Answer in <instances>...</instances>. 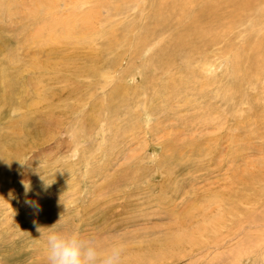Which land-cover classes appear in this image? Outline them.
<instances>
[{
  "label": "rangeland",
  "instance_id": "rangeland-1",
  "mask_svg": "<svg viewBox=\"0 0 264 264\" xmlns=\"http://www.w3.org/2000/svg\"><path fill=\"white\" fill-rule=\"evenodd\" d=\"M35 4L0 0V264L60 217L122 264H264V0Z\"/></svg>",
  "mask_w": 264,
  "mask_h": 264
},
{
  "label": "clouds",
  "instance_id": "clouds-1",
  "mask_svg": "<svg viewBox=\"0 0 264 264\" xmlns=\"http://www.w3.org/2000/svg\"><path fill=\"white\" fill-rule=\"evenodd\" d=\"M60 220L61 217L53 225L37 229L46 264H122L127 247L124 240L117 239L106 246L99 233L57 228Z\"/></svg>",
  "mask_w": 264,
  "mask_h": 264
},
{
  "label": "bare ground",
  "instance_id": "bare-ground-1",
  "mask_svg": "<svg viewBox=\"0 0 264 264\" xmlns=\"http://www.w3.org/2000/svg\"><path fill=\"white\" fill-rule=\"evenodd\" d=\"M34 1H36V0H34ZM38 1H42V2H44L45 3V5L44 6H41V5H34V8L33 7H31L30 8V12H32L33 14L32 15H30V16H28V15H26V17L25 18H27L29 21L30 20H32L33 19V17L32 16H36V14H37V12H38V10L41 8V7H45L46 9H48V8H52L53 6H54V8H55V6H56V1L57 0H38ZM37 3V2H36ZM83 5V4H82ZM33 6V5H32ZM8 7V6H7ZM53 8V9H54ZM63 18H61V20H62ZM36 22V21H35ZM35 22H32L33 24H35L36 25V23ZM34 25V26H35ZM23 26V25H22ZM26 26V25H25ZM24 26V27H25ZM42 27L43 26H35L33 29L34 30H31V32H29V33H27V34H25L26 35V39L28 38V39H30L32 42H35L36 40L35 39H41V37H43V34H42ZM27 28V27H26ZM22 30H23V28H22ZM28 30V29H27ZM25 31H26V29H25ZM28 34H30V35H28ZM23 39V38H22ZM25 40V39H24ZM209 71H210V69H209ZM209 71H207L208 73H209ZM3 156V155H2ZM1 157V156H0ZM6 157V156H5ZM3 160L4 159H2L1 160V162L3 163V164H6V165H9L10 163H9V159L7 158L6 159V162L4 163L3 162ZM2 165H0V167H1ZM217 210V209H216ZM200 216V215H199ZM185 217H183V219H184ZM189 218V217H188ZM204 218V217H203ZM213 218V217H212ZM190 219V218H189ZM206 219V218H205ZM208 219V218H207ZM214 219H216V217L214 218ZM217 220H219V219H217ZM179 221V220H178ZM205 221V220H204ZM202 222V221H201ZM196 223V222H195ZM218 224H220V223H218ZM217 224V225H218ZM173 225V224H172ZM188 225V224H187ZM183 226V224L181 223H176L175 225H174V227L175 228H180V227H182ZM203 226V225H202ZM201 226V227H202ZM170 227V226H169ZM172 227V226H171ZM194 227V225H192V228ZM204 227V226H203ZM202 227V228H203ZM191 228V230H190V233L188 234V233H185V231H178V233L176 234V235H173V236H169V237H167V238H163L161 241H159V243H157V244H159V246L157 245V247H156V250H155V254L156 255H151V256H154L155 258H157V257H160L161 255L162 256H165L164 254L167 252V253H170V252H173L175 249H178L177 248V246L179 247L180 246V244H183L184 245V243H187V244H189L190 245V247H188V248H190V250L191 251H193L194 249H198V248H200V247H198L199 245H200V242H198V241H196V239H195V237H197V232H198V227H194L193 229ZM208 228H209V225H208ZM207 228V229H208ZM181 229V228H180ZM205 229V228H204ZM203 229V230H204ZM220 229V228H219ZM172 230V229H171ZM211 230V229H210ZM213 230V229H212ZM221 230V229H220ZM214 231V230H213ZM172 232V231H171ZM201 232V231H200ZM204 232V231H203ZM212 232V231H211ZM199 234H201V233H199ZM201 237V236H200ZM198 239H201V238H198ZM204 240V239H203ZM206 241V240H205ZM213 243V242H212ZM203 244H204V242H203ZM208 244H210V243H208ZM206 245V244H205ZM182 246V245H181ZM185 247V246H184ZM187 247V246H186ZM153 249H155V248H153ZM165 250H167L166 252H165ZM152 252V251H151ZM151 254V253H150ZM174 255V254H173ZM171 256V255H170ZM141 258H144V257H140V259ZM164 258V257H163ZM139 259V260H140ZM130 261L131 260H127V262H125L124 264H128V263H130Z\"/></svg>",
  "mask_w": 264,
  "mask_h": 264
}]
</instances>
